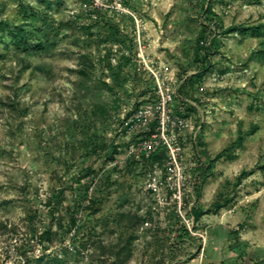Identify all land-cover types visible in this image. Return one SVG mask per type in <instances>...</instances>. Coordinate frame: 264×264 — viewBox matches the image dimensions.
Returning <instances> with one entry per match:
<instances>
[{
  "label": "rangeland",
  "instance_id": "1",
  "mask_svg": "<svg viewBox=\"0 0 264 264\" xmlns=\"http://www.w3.org/2000/svg\"><path fill=\"white\" fill-rule=\"evenodd\" d=\"M0 23V264H264V0H0Z\"/></svg>",
  "mask_w": 264,
  "mask_h": 264
},
{
  "label": "trees",
  "instance_id": "2",
  "mask_svg": "<svg viewBox=\"0 0 264 264\" xmlns=\"http://www.w3.org/2000/svg\"><path fill=\"white\" fill-rule=\"evenodd\" d=\"M27 12H29V13L32 12V8L29 7L26 4H21L20 5V9H19V13L22 15L23 18L24 17H28ZM30 15H32V14H30ZM15 28L17 30L14 31V32L12 31V33L10 32V34H9L10 35L9 36L10 38L9 39L19 38L23 34V28H22L21 24H19ZM260 28L261 27H254L253 29L259 31ZM5 29L9 30L10 29L9 28V25H5L4 23H0V31H1V35H2L1 37H4L3 35H5V33H6L5 32ZM5 36L7 37V35H5ZM36 37L37 36H35L32 33H28V34L25 35V37H23L24 38L23 41H24V45H25V50L27 49V50H33V51H35V50H39V49H41L43 47V42L42 41H37L36 42V40H37ZM263 44H264V41H263ZM261 54L264 57V49L261 51ZM206 70H207V67L204 66V65H201L200 68H198V70L188 78V80H185L187 82H185V83L183 82V84H181L178 87V94L179 95L182 94L183 89L186 86V84L189 85L190 88H193V81L194 80H200L202 78L203 73ZM98 110L100 111V113H103V109L101 107H99ZM152 158L158 159V156L157 155H153ZM219 158H220V155H217L214 159H212L209 162V165H208L207 168H209V169L212 168L213 165H214V162L217 161ZM217 207H219V206H217ZM201 214L202 213H200V212H195L193 214V218L194 219H198ZM72 225H74V221H72Z\"/></svg>",
  "mask_w": 264,
  "mask_h": 264
},
{
  "label": "built area",
  "instance_id": "3",
  "mask_svg": "<svg viewBox=\"0 0 264 264\" xmlns=\"http://www.w3.org/2000/svg\"><path fill=\"white\" fill-rule=\"evenodd\" d=\"M166 97H167V99L168 100H170L171 99V97H170V95H166ZM180 123H184L183 121H181ZM170 152H171V156H170V159H171V162H170V164H169V166H168V168H167V171H168V174H172V175H174V174H176L175 173V170H176V156L174 155V150H170ZM149 188L151 189V190H153L154 192H158V189H159V187H158V184L157 183H153V184H149Z\"/></svg>",
  "mask_w": 264,
  "mask_h": 264
}]
</instances>
